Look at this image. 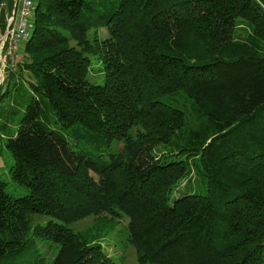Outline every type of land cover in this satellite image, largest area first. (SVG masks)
Wrapping results in <instances>:
<instances>
[{
	"label": "trees",
	"instance_id": "1",
	"mask_svg": "<svg viewBox=\"0 0 264 264\" xmlns=\"http://www.w3.org/2000/svg\"><path fill=\"white\" fill-rule=\"evenodd\" d=\"M23 45L0 264H124L89 215L127 216L141 264H264V0H37Z\"/></svg>",
	"mask_w": 264,
	"mask_h": 264
},
{
	"label": "rangeland",
	"instance_id": "2",
	"mask_svg": "<svg viewBox=\"0 0 264 264\" xmlns=\"http://www.w3.org/2000/svg\"><path fill=\"white\" fill-rule=\"evenodd\" d=\"M1 16V15H0ZM5 18V17H4ZM30 20L32 22L31 31L33 29V24L35 20V12L30 15ZM0 21L3 19L0 17ZM108 34L106 28L92 29L89 31V36L91 38L98 37L104 38ZM76 43V41H73ZM25 44V42H24ZM8 47V45H6ZM23 47L16 53H8L6 50L4 64L1 63L2 68V79L0 82V92L6 90L7 82L5 81L8 74L14 73L15 76L20 75V67L17 66V62L23 59ZM3 61V60H2ZM96 64H93V67ZM25 78L28 75V70H24ZM4 79V80H3ZM11 158L8 151L4 150L2 155L0 154V166H4L6 162H10ZM13 186L14 184L11 183ZM37 217L34 216V219L31 224H35ZM129 218L125 216L124 218L117 219L112 218L111 216H100V215H89L83 219H80L71 224L74 230L84 232L90 239L94 240L96 243H101L104 246H108L109 250H113L122 255L124 264H141L137 257V251L135 246L129 240V230H128ZM49 250L46 247H43V251ZM51 252L49 251L48 260L51 257ZM114 253V252H112Z\"/></svg>",
	"mask_w": 264,
	"mask_h": 264
},
{
	"label": "built area",
	"instance_id": "3",
	"mask_svg": "<svg viewBox=\"0 0 264 264\" xmlns=\"http://www.w3.org/2000/svg\"><path fill=\"white\" fill-rule=\"evenodd\" d=\"M36 1L14 0L12 11L5 15L3 24L0 23V82L2 79L1 63L4 64L6 60V50L9 54H16L30 36L32 25L30 15L33 11L35 12Z\"/></svg>",
	"mask_w": 264,
	"mask_h": 264
}]
</instances>
